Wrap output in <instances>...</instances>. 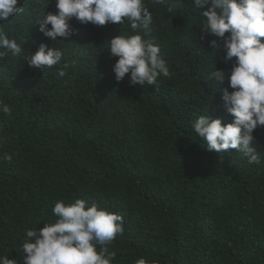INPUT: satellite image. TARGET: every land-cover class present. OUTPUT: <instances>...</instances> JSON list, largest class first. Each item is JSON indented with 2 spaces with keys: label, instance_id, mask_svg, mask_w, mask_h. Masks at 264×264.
Masks as SVG:
<instances>
[{
  "label": "trees",
  "instance_id": "1",
  "mask_svg": "<svg viewBox=\"0 0 264 264\" xmlns=\"http://www.w3.org/2000/svg\"><path fill=\"white\" fill-rule=\"evenodd\" d=\"M56 2L19 0L23 13L0 20L22 47L20 55L0 58V100L12 108L10 115L0 108V261L25 264L27 231L55 223L56 202L83 199L124 218L123 234L108 246L116 254L112 264L141 257L264 264V127L253 132L260 163L250 164L236 150L209 151L193 126L201 115L225 125L234 119L222 96L233 91L227 77L235 58L225 62L223 41L221 50L212 49L211 34L200 40L211 3L143 0L153 22L138 34L160 47L171 71L157 87L132 86L130 74L115 79L118 57L109 44L137 34L127 20L96 26L73 19L70 37L45 36L38 22L57 12ZM41 43L62 51L56 66L29 67ZM216 69L226 72L221 84L210 79Z\"/></svg>",
  "mask_w": 264,
  "mask_h": 264
},
{
  "label": "clouds",
  "instance_id": "2",
  "mask_svg": "<svg viewBox=\"0 0 264 264\" xmlns=\"http://www.w3.org/2000/svg\"><path fill=\"white\" fill-rule=\"evenodd\" d=\"M209 3L211 7L202 13L206 19L200 28V40L211 34L217 39L209 42L210 47L221 50L218 41H223L224 61L235 58L227 77L233 91L229 93L224 89L222 96L234 119L225 125L221 119L201 115L193 126L198 136L206 141L209 151L222 154L236 150L248 157V163H260L259 153L253 147L256 142L253 132L257 127H264V0H195L197 8ZM56 8L55 14L48 12L38 22L39 30L51 40L73 35L76 31L70 24L73 19L83 25L96 26L130 22L131 31L137 34L117 35L109 44L110 54L118 57L113 68L117 82L130 74L132 86L158 87L161 74L171 76L167 62L160 55V47L138 34L141 26L150 30L153 22L152 13L143 0H57ZM23 11L19 0H0V20H9ZM0 48L7 50L0 51V58L6 57L9 51L14 55L22 52V47L8 38L3 28H0ZM62 56L61 50L41 43L27 58V63L33 69L52 68ZM70 66L75 67L76 62L65 64L59 76H65ZM212 78L221 84L226 72L216 69L210 74ZM0 108L5 114L12 112L2 100ZM3 158L9 163L12 161L9 154ZM53 212L58 217L55 223H45L39 231H27L22 242L25 264H112L116 254L109 252L108 246L124 232L122 215L101 209L95 203L89 207L83 199L67 205L58 201ZM0 264H17V261L5 256ZM136 264H158V261L141 257Z\"/></svg>",
  "mask_w": 264,
  "mask_h": 264
}]
</instances>
